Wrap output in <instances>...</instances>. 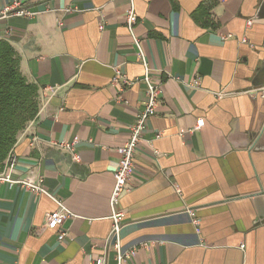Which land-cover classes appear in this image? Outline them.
Here are the masks:
<instances>
[{
    "label": "crops",
    "instance_id": "obj_1",
    "mask_svg": "<svg viewBox=\"0 0 264 264\" xmlns=\"http://www.w3.org/2000/svg\"><path fill=\"white\" fill-rule=\"evenodd\" d=\"M20 1L39 14L0 16V38L16 47L42 103L18 138L12 175L43 178L73 216L60 240L47 224L57 208L50 196L0 183V264H91L105 255L117 264L116 148L147 100L130 0ZM134 3V33L162 94L118 206L122 250H136L121 264H264V0ZM115 66L138 80L121 91ZM76 137L80 161L57 146Z\"/></svg>",
    "mask_w": 264,
    "mask_h": 264
},
{
    "label": "built area",
    "instance_id": "obj_2",
    "mask_svg": "<svg viewBox=\"0 0 264 264\" xmlns=\"http://www.w3.org/2000/svg\"><path fill=\"white\" fill-rule=\"evenodd\" d=\"M130 8L126 15L127 20V27L133 36V41L138 49V60L140 63H143L145 67L144 74L142 75V79L146 84V91H147V100L145 103V108L143 111L137 115L136 121L130 127V138L129 140L121 146H118L116 150H118L120 154L119 158V166L115 171L114 179L115 185L112 191V195L110 198V206L113 209V214L111 216L112 221L114 222L113 228L111 231V238L114 240L113 248L117 254V264H121L122 260L125 258H129L136 252L135 249L124 251L122 250L121 246V236L120 231L122 228V218L124 216V211L121 210L118 206L121 200L122 195L129 191L130 189V181L131 176L134 172V157L137 152V148L140 146V143L143 139V133L146 129L148 119L157 113L158 104L161 101V86L160 81H155L154 77L152 76V68L147 61V57L142 48L141 39L137 37L134 33V27L138 22V15L136 12V5L134 0H130ZM69 8L68 10H70ZM39 14V11L33 10L23 4L20 0H12L10 3L6 4L3 8L0 9V16L1 17H10V16H20V17H29L34 18ZM248 24H252V20H248ZM101 28H104V25H101ZM231 34H227V37H230ZM246 39H243L245 41ZM135 80L132 79L126 74L122 66H115L114 68V76H113V83L120 85V90L123 91L129 85H132ZM198 83V81H196ZM49 87L45 88L44 94L47 96H51L47 91H49ZM52 90V89H51ZM222 93L219 94L221 96ZM264 96V94H263ZM205 123L204 118L198 120L197 125L194 128L188 129L189 131L193 132L197 129H200ZM181 133H184V130H181ZM161 136L158 133L157 137ZM78 141V137H76L72 142H58L57 146L61 147L62 149L66 150L72 155V158L75 161H80L79 154L76 151L75 145ZM56 144V143H55ZM156 155H159V150H154ZM16 163V156L15 154L7 161L5 166V170L0 173V183L8 182L12 185L19 184L25 190L29 192H33L35 196L40 195H48L50 196L57 205L55 211H52L47 214V224L58 228L59 235L58 238L63 240L66 231L64 226V222L67 218L73 216V213L66 207L63 200L58 198L56 195H53L46 187L45 181L43 178H35L33 176L26 177V178H14L12 173L14 170V166ZM191 214L194 216L195 213L191 210ZM194 223L198 226L200 224L199 219L193 218ZM107 258L106 255L102 257H97L93 259L91 264H106Z\"/></svg>",
    "mask_w": 264,
    "mask_h": 264
},
{
    "label": "trees",
    "instance_id": "obj_3",
    "mask_svg": "<svg viewBox=\"0 0 264 264\" xmlns=\"http://www.w3.org/2000/svg\"><path fill=\"white\" fill-rule=\"evenodd\" d=\"M20 61L14 44L0 38V173L14 155L20 134L41 111L39 87L25 77Z\"/></svg>",
    "mask_w": 264,
    "mask_h": 264
}]
</instances>
